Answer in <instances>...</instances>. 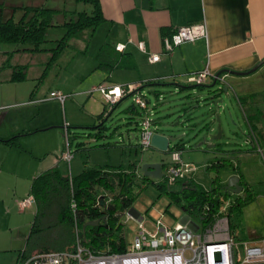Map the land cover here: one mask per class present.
<instances>
[{
	"label": "rangeland",
	"instance_id": "374dc122",
	"mask_svg": "<svg viewBox=\"0 0 264 264\" xmlns=\"http://www.w3.org/2000/svg\"><path fill=\"white\" fill-rule=\"evenodd\" d=\"M0 4L2 20L10 15L18 18L24 6L58 7L68 12L65 16L64 13L55 16L56 25L47 28L46 41L41 43V50H24L23 48L32 47L28 43H0V107L5 106L4 110L0 108V134L4 133L7 138L20 135L19 148L0 145V264H15L18 252L25 244L35 211L34 204L22 210L19 202L28 197L31 179L35 175L53 165L58 166L63 175L77 174L80 171L77 169H82L84 164L88 167L121 164L126 168L130 164L138 167L146 161H157L165 166L169 161V153L152 147H141L134 122L137 116L130 110L133 95H128L117 103L106 118L104 127H94L104 117L98 118L102 104L97 99L98 92L90 93L92 86L107 76L116 83H138L143 75L134 58L133 66L129 68H116L109 73L97 69L95 56L102 38H97L96 35L88 37V30L82 37L70 39L58 59L48 67L47 62L51 56L48 49L54 47L55 40L65 33L60 24L68 20L72 12L90 13L89 4L74 0H0ZM15 64L26 66L25 81L8 80L10 68ZM43 72L45 74L41 76ZM182 81V86L193 85L187 83L185 77ZM174 82L177 81L172 77H160L156 84L145 85L141 90L148 100L147 107L156 125L155 131L183 134L182 139L171 142L170 147L182 146V159L197 168L193 174L195 181L199 186L208 188L215 172L205 170L207 162L213 158L215 150L222 146L242 150L247 141L244 134L247 123L235 97L236 91L234 93L229 89L228 99L224 96L225 112L220 113L223 136L221 139L206 136L207 140L204 141V136L207 135L204 131V112L209 100L199 94H193V102L188 100L185 96L188 90L178 91L172 84ZM56 89L68 95L63 104L57 99L27 103L33 91L37 92L35 97H40L47 96ZM217 125L216 122V128ZM101 132L102 136L99 137ZM67 143L73 154L69 162L61 157ZM242 155L239 157L240 165L247 160L251 166L260 168L264 173V150ZM233 171V166H226L221 170L222 186ZM150 179L154 183L146 180L142 187L141 182L136 181L131 187L134 200L129 210L132 209L143 217L144 226L149 230L154 229L156 221L161 226L174 227L186 213L179 204L171 200L168 190L180 191L181 182L158 189L156 184L159 180ZM260 179L261 176L257 173H253L250 179L253 190L259 196L245 205L244 211L242 208L239 214L232 215L234 235L239 242L254 239L250 235L253 232L264 236V183L260 185ZM95 191L98 196L112 194V191L99 184L95 186ZM233 196L231 193L227 198L232 199ZM122 223L125 241L129 246L140 222L138 217L126 211L122 216Z\"/></svg>",
	"mask_w": 264,
	"mask_h": 264
},
{
	"label": "trees",
	"instance_id": "16d2710c",
	"mask_svg": "<svg viewBox=\"0 0 264 264\" xmlns=\"http://www.w3.org/2000/svg\"><path fill=\"white\" fill-rule=\"evenodd\" d=\"M74 1L89 4L91 12H72L70 18L60 24L65 33L55 40L54 47L48 49L51 52L50 60L47 62L48 67L58 59L61 50L68 46L70 39L82 37L83 33L88 30V37L92 36L98 25L104 21L99 0ZM61 13L65 16L68 12L57 7L24 6L18 18L15 19L13 15H10L4 20L0 19V43H28L32 47L23 48L24 50H41V43L46 41L47 28L56 25L54 18ZM95 58L96 68L105 72L133 66L130 55L115 50L110 43H103ZM25 70V65L12 66L9 80L12 82L25 80ZM44 74L43 72L41 76ZM153 83L155 80L142 81L138 89L141 90L145 85ZM191 86L202 88L205 84ZM130 110L131 112L137 110L140 118V111L134 104ZM98 118H103L102 112L99 113ZM152 123L154 126L153 120ZM104 124L105 122L101 120L94 127H104ZM99 134L101 137L102 132ZM15 139L13 137L2 141L9 145H17ZM101 145L104 146V144ZM96 146L99 147V144ZM173 149L180 150L181 146L169 147V151ZM226 161L229 160L224 157L209 165V169L215 172L211 177L209 188H203L191 182L192 178H188L181 184L180 191L168 190L171 200L179 204L185 213L199 224L209 221L223 203L222 200L230 199L227 196L231 193L223 191L219 184L218 172ZM146 180L152 181L150 177L144 176L140 171V166L137 167L135 164H130L126 168L121 165L98 167L85 165L84 169L75 176L63 175L57 167H52L36 175L29 190V195L34 198L35 211L25 244L18 252L15 264L35 254L50 251H63L69 254L63 264H78L77 258L73 256L77 252L78 244L94 255L124 254L127 244L122 216L134 200L131 187L136 181L141 182L144 187ZM98 184L112 191V194L103 195L104 198L109 199L108 201L104 199L105 206L103 207L100 206L99 196L95 191V186ZM156 185L158 189H164V186L168 188L162 182ZM253 196L254 194L243 186L241 192L234 194L232 204L226 209L230 233L236 240L238 239L234 235L232 215L239 214ZM97 219L99 220L97 225L85 226L86 222Z\"/></svg>",
	"mask_w": 264,
	"mask_h": 264
},
{
	"label": "crops",
	"instance_id": "0c3cea01",
	"mask_svg": "<svg viewBox=\"0 0 264 264\" xmlns=\"http://www.w3.org/2000/svg\"><path fill=\"white\" fill-rule=\"evenodd\" d=\"M99 1L104 21L98 25L96 32L93 34V37L96 35L97 38L99 36L102 38L99 44L110 43L114 48L116 44H124V50L121 52L129 54L132 61L134 58L137 66L142 69L141 75H143V78L140 81L155 80L153 84H156L160 77H172L174 81H177L172 83L175 85V88L178 91L187 89L188 92L185 96L188 100H192V102L194 101L193 94H199L200 97L203 96L204 98L209 95L207 86L214 81L217 72L223 69L245 72L264 61V0ZM203 21L208 31V38L206 40L197 39L192 42H185L169 52L164 51L162 46V38L164 36L171 34V32L179 26L197 24ZM140 42L145 44V51L138 48L137 44ZM100 47H98V49ZM151 54H158L159 59L157 61H151L149 59ZM206 64H208L213 74V76L208 77L205 81L204 84L206 86L198 88L192 87L191 85H180L183 82L182 78L185 77L187 73L201 70ZM11 72L12 67L10 68V76ZM220 78L224 83L226 81L230 85L234 93L236 91L235 97L242 109L243 119L247 123V129L244 131L248 135V138L245 145L242 146V151L227 146L216 149L213 158L207 162L206 167L209 169V165L220 158L225 157L228 160L230 159L225 162L224 166L218 172L219 184L221 186V170L226 166H233V168L239 167V173L242 175L240 184H242L244 188H247L251 194H254L253 198L246 204L248 205L253 199L259 196V194L253 190L254 187L250 184L251 175L253 173L260 174L261 179L258 182L262 185V183H264V173H262L260 168L255 169L254 166H251L247 160L240 165L239 160H233V157L237 155L240 157L243 156L242 154H250L252 152L258 153L260 150H264V63L260 64L250 73L243 75L222 73ZM130 82L131 81H128V83ZM128 83H116L109 80L107 76L101 79L97 85H93L92 88L98 85L111 86ZM157 92L159 93V91H156V93ZM36 94L37 92L34 91L32 94L30 93L27 103L35 104L41 102V99L46 97H35ZM97 99L100 101L103 108L105 102L100 94L97 96ZM4 107L5 106H2L0 108L4 110ZM132 113L137 116L134 122L135 129L138 130L136 124L139 120L138 111L135 110ZM205 122H208V129L205 133L215 135L217 132L215 120H212L211 116H207L204 120V123ZM155 126L156 125H154V128ZM19 136L18 134L9 137L16 138L15 141L17 142V145H9L2 141L9 138H7L4 133L2 135L0 134V145L19 148ZM251 144L252 147L250 146ZM260 161L262 160L260 159ZM105 165L118 166L121 164H102L93 166L98 167ZM84 166L85 164L82 169H77L80 170L79 172L77 171V174L84 169ZM52 167L58 168L56 165ZM206 167L205 170L207 169ZM75 168H77V165H75ZM232 174H238V171L234 170ZM75 175L72 174V176ZM191 178V182L198 184L194 176ZM183 181L184 180L178 182L182 184ZM104 199L106 201L109 200L107 197ZM233 199L234 196L231 200L233 201ZM244 208L245 206L243 207V211ZM129 209L127 211L131 215L139 217L137 213ZM192 221L199 227L200 224L192 220L187 214L180 221L176 222V224H184L194 230L195 226L192 225ZM250 235L254 238L251 239L252 242L264 238V236L256 235L254 232L250 233Z\"/></svg>",
	"mask_w": 264,
	"mask_h": 264
},
{
	"label": "built area",
	"instance_id": "2783aa9c",
	"mask_svg": "<svg viewBox=\"0 0 264 264\" xmlns=\"http://www.w3.org/2000/svg\"><path fill=\"white\" fill-rule=\"evenodd\" d=\"M207 38L208 31L203 21L175 28L171 34L162 38V46L164 51L169 52L185 42ZM137 46L145 51L143 42L138 43ZM124 47V44H116L115 50L121 52ZM149 59L157 61L159 55L151 54ZM210 76L213 74L206 64L201 70L187 73L185 78L189 84L202 85ZM141 84L142 81L122 85H98L93 87L90 93L98 92L107 108L113 107L122 98L133 95V104L140 111L139 142L141 147L146 149L151 147V136L156 131L147 107L148 100L145 99L143 91L138 89ZM67 96L60 90H52L41 101L57 99L63 104ZM68 145L69 143L61 157L69 162L73 154ZM167 152L169 161L165 166L161 165L162 177L155 179L169 187L170 184L191 178L197 169L196 166L184 161L178 149ZM222 201L223 204L209 221L200 224L196 230L180 223L174 227L161 226L159 221L154 223V229L149 230L144 226L143 217L139 216V228L124 254L94 255L78 244L77 252L73 256L77 258L78 264H264V238L255 242H239L234 239L226 215V209L233 201L231 199ZM32 204L34 198L28 195L20 200L19 207L25 209ZM67 256L69 254L63 251H50L35 254L18 264H63Z\"/></svg>",
	"mask_w": 264,
	"mask_h": 264
},
{
	"label": "water",
	"instance_id": "95a60500",
	"mask_svg": "<svg viewBox=\"0 0 264 264\" xmlns=\"http://www.w3.org/2000/svg\"><path fill=\"white\" fill-rule=\"evenodd\" d=\"M264 63V61L257 64L254 68L251 70L245 71V72H237L230 69H223L216 73L214 81L207 86L208 88V96L205 98V100H209L206 104H208L207 109H205L204 112V120L207 116H211L212 120H215L217 122V132L215 135L207 134L204 136V141H206V136H210L211 139H221L223 136L222 127L220 124V113H224L226 109L224 96L226 95L228 99L229 89H232L230 85L225 81V83L220 78V75L222 73L231 74V75H243L252 72L255 70L260 64ZM206 86V85H205ZM114 107L107 108V106L104 104L102 108L103 113V121L105 122L106 118L111 114ZM100 112V113H101ZM208 129V122L204 123V131ZM245 136L248 135L244 131ZM183 134H164V133H158L154 132L151 136L150 140V146L152 148L157 149L160 152H167L170 147L171 142H175L182 139ZM212 146V145H211ZM214 146V145H213ZM216 146V145H215ZM241 147V145H239ZM182 149V146H181ZM238 151H242L241 148H238ZM232 159V158H231ZM238 159L239 155L233 157V160ZM230 160V159H229ZM161 163L157 161H146L140 166V171L143 173L144 176L150 177V178H161L162 177V170H161ZM234 170L238 171V174H232L227 179L226 183L222 186V190L226 191L228 193L238 194L242 191L243 186L240 184L241 182V175L239 173V167L234 168ZM99 202L100 206H105L104 197L99 196ZM99 223V220L94 221H88L85 223L86 225H97ZM192 225L195 226L194 230L198 228V225L192 221Z\"/></svg>",
	"mask_w": 264,
	"mask_h": 264
}]
</instances>
